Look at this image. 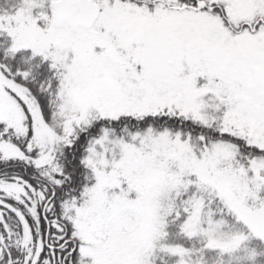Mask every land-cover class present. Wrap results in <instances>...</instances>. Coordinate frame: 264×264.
<instances>
[{
	"label": "snow or ice",
	"instance_id": "obj_1",
	"mask_svg": "<svg viewBox=\"0 0 264 264\" xmlns=\"http://www.w3.org/2000/svg\"><path fill=\"white\" fill-rule=\"evenodd\" d=\"M0 264H264V0H0Z\"/></svg>",
	"mask_w": 264,
	"mask_h": 264
}]
</instances>
